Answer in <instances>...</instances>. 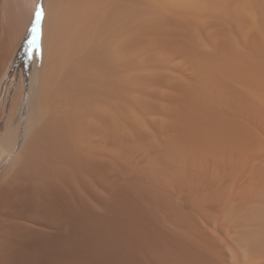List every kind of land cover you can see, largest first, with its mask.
<instances>
[{
	"label": "bare ground",
	"instance_id": "1",
	"mask_svg": "<svg viewBox=\"0 0 264 264\" xmlns=\"http://www.w3.org/2000/svg\"><path fill=\"white\" fill-rule=\"evenodd\" d=\"M0 264H264V0H0Z\"/></svg>",
	"mask_w": 264,
	"mask_h": 264
},
{
	"label": "snow or ice",
	"instance_id": "2",
	"mask_svg": "<svg viewBox=\"0 0 264 264\" xmlns=\"http://www.w3.org/2000/svg\"><path fill=\"white\" fill-rule=\"evenodd\" d=\"M34 17H35V23L33 25V28L31 29V31L33 33V37H32V40L29 41L30 45H37V39L39 36V26H40L42 19L44 17V11H43L42 3H37L36 8H35V12H34Z\"/></svg>",
	"mask_w": 264,
	"mask_h": 264
}]
</instances>
